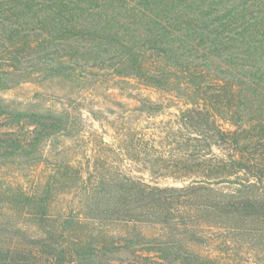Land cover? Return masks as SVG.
Returning a JSON list of instances; mask_svg holds the SVG:
<instances>
[{
	"label": "trees",
	"instance_id": "obj_1",
	"mask_svg": "<svg viewBox=\"0 0 264 264\" xmlns=\"http://www.w3.org/2000/svg\"><path fill=\"white\" fill-rule=\"evenodd\" d=\"M55 78L83 88L135 79L182 100L180 143L204 152L183 166L207 180L162 185L120 171L92 179L65 162L52 172V187L69 180L80 210L51 213L60 194L50 191L4 194L0 201L19 204L30 225H0V264H114L108 256L123 251L137 264H159L170 258L140 249L159 238L122 228L172 223L174 210L208 225H264V0H0V91ZM76 115L20 109L0 96V158L39 161L53 138L80 131ZM136 144L128 159L149 154ZM226 182L235 191L202 184Z\"/></svg>",
	"mask_w": 264,
	"mask_h": 264
},
{
	"label": "rangeland",
	"instance_id": "obj_2",
	"mask_svg": "<svg viewBox=\"0 0 264 264\" xmlns=\"http://www.w3.org/2000/svg\"><path fill=\"white\" fill-rule=\"evenodd\" d=\"M0 96L6 103L20 109L71 108L81 120L80 131L71 136H57L48 142L39 161L32 162L26 157L0 158V198L6 193L44 194L50 191L60 194L59 200L50 207L51 213L66 214L70 206L79 211V197L69 180L62 179L59 189L52 187V172L65 162L72 163L82 174H90L92 179L100 173L110 176L120 171L162 185L207 180L205 174L189 173L183 166L185 158L193 157L197 162L203 158L204 152L195 151L192 143H180L183 131L179 116L185 105L172 94L135 79L101 80L92 87L83 88L74 82L55 78L43 83L24 82L0 91ZM219 123L224 129L230 128L225 121ZM175 134H178V143ZM136 142L145 146L144 151L149 154L140 159H128L135 151L133 149L139 146ZM213 152L222 154L217 146ZM104 156L108 158L107 162ZM157 159L163 161L154 164ZM94 163H98L96 168H93ZM202 184L210 186L216 193L235 191L234 184L229 182ZM258 185V195L264 199V180ZM0 205V225L29 227L30 222L19 204L3 199ZM182 212L172 211L174 221L169 224L130 223L122 229L125 232L142 231L148 237L159 238L158 245L149 243L140 248L143 252L150 248L156 256L170 258L159 264H178L173 261L178 260V256L182 261L210 258L221 264H264L263 224L246 222L249 231H244L231 226L193 222L186 210ZM255 226L262 229L255 230ZM160 246L170 248V251L166 255L158 253L161 252ZM108 257L114 264H137L126 251Z\"/></svg>",
	"mask_w": 264,
	"mask_h": 264
}]
</instances>
